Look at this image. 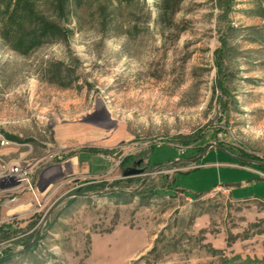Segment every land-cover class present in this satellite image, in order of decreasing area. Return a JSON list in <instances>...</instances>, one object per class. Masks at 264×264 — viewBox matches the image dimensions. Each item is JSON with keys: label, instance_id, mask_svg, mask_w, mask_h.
I'll return each mask as SVG.
<instances>
[{"label": "rangeland", "instance_id": "obj_1", "mask_svg": "<svg viewBox=\"0 0 264 264\" xmlns=\"http://www.w3.org/2000/svg\"><path fill=\"white\" fill-rule=\"evenodd\" d=\"M218 5L0 0V264H264V0Z\"/></svg>", "mask_w": 264, "mask_h": 264}, {"label": "water", "instance_id": "obj_2", "mask_svg": "<svg viewBox=\"0 0 264 264\" xmlns=\"http://www.w3.org/2000/svg\"><path fill=\"white\" fill-rule=\"evenodd\" d=\"M217 147H219V146H217ZM219 148H221V147H219ZM207 149L208 148L204 149L197 157H194L192 159L175 160V161H172L170 163L161 164V165L155 167L153 170L150 171V173H147L146 174L145 178L141 181L140 186L143 185V183L147 180V178H148L149 175H151L152 173H155L156 171H158L159 168L165 167V166H168V165H172V164H177L179 162L194 163V162L198 161V159L204 155V153L207 151ZM233 158L236 159L237 157L233 156ZM141 173H142L141 170H128V171H124L123 175L124 176H130V175H137V174H141ZM112 192L113 193L114 192H118V193H133L135 191H126V190H121V189H113V190L105 191V193H112ZM99 193L100 192H96V193H94V195H97ZM56 205H57V203L55 204V206ZM52 209H53V207L47 212V214H46V216L44 218V221L46 220L47 216L50 214V212H51Z\"/></svg>", "mask_w": 264, "mask_h": 264}, {"label": "built area", "instance_id": "obj_3", "mask_svg": "<svg viewBox=\"0 0 264 264\" xmlns=\"http://www.w3.org/2000/svg\"><path fill=\"white\" fill-rule=\"evenodd\" d=\"M0 143L1 144L6 143L4 138L0 139ZM7 175H8V178L10 179V181H12L15 185L24 186L29 191L34 193V189H33L32 183H31V181H30V179L28 177L27 171L25 169H23L21 167H18V166H11L9 168V170H8ZM13 200H15V198Z\"/></svg>", "mask_w": 264, "mask_h": 264}, {"label": "trees", "instance_id": "obj_4", "mask_svg": "<svg viewBox=\"0 0 264 264\" xmlns=\"http://www.w3.org/2000/svg\"><path fill=\"white\" fill-rule=\"evenodd\" d=\"M232 3V0H219V8L221 9V11L223 12L222 14L224 16H226L227 11L229 10V5ZM44 28V27H43ZM42 28V29H43ZM41 29V28H40ZM232 29V27H231ZM229 153V152H228ZM236 161V159H235Z\"/></svg>", "mask_w": 264, "mask_h": 264}, {"label": "flooded vegetation", "instance_id": "obj_5", "mask_svg": "<svg viewBox=\"0 0 264 264\" xmlns=\"http://www.w3.org/2000/svg\"><path fill=\"white\" fill-rule=\"evenodd\" d=\"M141 163H142L141 159H138L133 166L128 167V170H141V171H143L144 169L142 168V166H140Z\"/></svg>", "mask_w": 264, "mask_h": 264}]
</instances>
